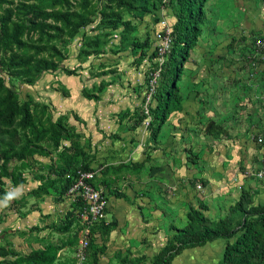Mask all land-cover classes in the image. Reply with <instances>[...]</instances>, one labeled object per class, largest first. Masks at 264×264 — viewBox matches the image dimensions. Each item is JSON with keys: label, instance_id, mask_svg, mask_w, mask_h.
Here are the masks:
<instances>
[{"label": "crops", "instance_id": "1", "mask_svg": "<svg viewBox=\"0 0 264 264\" xmlns=\"http://www.w3.org/2000/svg\"><path fill=\"white\" fill-rule=\"evenodd\" d=\"M254 3V0H205L204 22L189 51V60L200 56L201 62L198 63L201 64L207 53L222 43L216 36L230 35L231 40H239V37L250 33L252 13H259V29H263L264 0L260 2L261 8L258 11L253 8L255 11L252 12ZM200 64H197V69ZM106 69L108 66L90 75L89 80L85 78V88L90 89L88 94L85 93L86 97L79 91L72 94L61 91L60 95L56 93L57 106L51 102L58 114L69 112L77 118L67 117L68 126L73 127L71 131L77 134L70 142L63 141V146H68L64 152L75 160L72 155L79 151L80 162L85 156L83 163L96 172L93 185L107 195L108 207L104 217L90 229L89 238L99 248L96 264L152 257L171 233L169 225L183 227L189 207L196 208L199 203L206 206L204 214L211 220L227 215L241 190L251 192L252 204H264V171L260 178L250 175L259 169V161L264 157L263 148H253L245 136L234 144L238 146L236 153L231 154L226 165L220 156L215 159L210 155H198V164L213 162L205 178L199 179L200 171L189 167L182 142L176 136L181 127L177 122H182L178 120H182L185 113L178 107L169 112L155 139L151 140L149 130L133 117L139 114L144 79L143 83L137 84L140 85L136 87L139 92L137 99L129 97L128 101L125 100L127 97L120 96L121 92L118 93L117 87L121 84H111ZM190 81V85L195 84L194 77ZM259 128L263 130L264 126ZM61 153L64 154L63 151ZM55 159L43 163L25 160L30 170L22 173L25 182L15 185L17 189L13 191L15 186L10 185V190L5 187V195L0 199V251H3L0 264H7L16 256L48 243L63 244L57 251V260H63L60 258L63 249L71 245L61 237L74 227L73 222L65 232H56L52 228L61 224L73 206L64 194L57 196L59 184L70 172L68 175L60 174L59 168L65 159L58 154ZM237 163L238 167L235 166ZM198 180L202 183H198L199 189L195 187ZM36 188L42 191L34 195L31 190ZM10 194L12 198L8 199ZM34 226L37 229L30 230Z\"/></svg>", "mask_w": 264, "mask_h": 264}, {"label": "rangeland", "instance_id": "2", "mask_svg": "<svg viewBox=\"0 0 264 264\" xmlns=\"http://www.w3.org/2000/svg\"><path fill=\"white\" fill-rule=\"evenodd\" d=\"M155 1L148 0L147 12L139 16L128 5H138L136 0H64L60 3H52L51 0H0V16L9 14L8 28L13 23L24 24L19 36L23 45L0 40V95L5 94V89L11 90L10 101L18 105L25 102L32 117L31 126L25 129L16 122L13 124L17 133L15 148L25 141H34L41 128L57 118L68 132H72L73 138L77 133L71 131L73 127L68 126L67 117L77 118L67 111L66 114H58L56 95L76 91L88 94L90 89L85 88V78L89 80L90 75L98 73L103 67L108 66L106 71L112 85L114 82L121 84L117 87L121 97H127L125 100L129 97L137 99L139 92L136 87L140 86L137 84L143 83L145 74L156 61L151 52L156 43L154 32L158 27V11L150 9ZM254 2L252 12L261 8V0ZM252 14L250 33L239 37V40H231L230 35L216 36L217 41L221 39L222 43L208 52L201 64L198 63L201 62L200 56H195L192 61L188 58L176 83L179 100L172 110L178 107L185 113L182 120H178L182 122H177L181 127L176 136L182 142L189 167L200 171L201 177L198 178L201 180L213 162L208 159L209 164H198V155H210L215 159L220 156L226 165L231 154L236 153L238 146L234 144L245 136L253 148L264 150V129L259 128L264 126V46L257 48L254 45L256 38L264 36V28L259 29V13ZM235 24L239 29L238 23ZM197 64H200L198 69ZM191 77L195 78V84H189ZM142 92L143 96L145 88ZM138 108L142 110V102ZM133 117L135 120L139 118L138 114ZM206 126L209 127L202 128ZM142 127L145 128L143 124ZM3 128L0 125V149L6 147L9 139ZM257 137L262 141L257 142ZM35 142L49 149L50 153H35L27 160L43 163L56 158L57 151H53L48 138ZM60 142L64 143L63 140ZM79 144L83 148L81 142ZM80 155L79 151L72 155L75 156L72 165L87 168L83 163L85 156L80 162ZM68 164L71 165L70 162ZM18 166L19 160L16 159L8 163V168L17 169ZM235 166L238 167V163ZM23 168L22 173H29V168ZM69 169L64 174L68 175ZM4 182L6 190H10L8 181ZM16 189V186L12 187V191ZM236 218L237 214H234L233 219ZM77 226L74 225L69 233L61 237L64 242L71 241V245L64 248L60 255L62 259L71 258ZM170 236L171 233L165 237L164 244ZM224 242V239L218 238L200 247L183 249L170 264H216ZM98 249L90 239L86 264H96L94 258ZM152 259L153 256L132 261L124 258L115 264H152Z\"/></svg>", "mask_w": 264, "mask_h": 264}, {"label": "trees", "instance_id": "3", "mask_svg": "<svg viewBox=\"0 0 264 264\" xmlns=\"http://www.w3.org/2000/svg\"><path fill=\"white\" fill-rule=\"evenodd\" d=\"M62 1L64 0H51L52 3ZM136 1L138 5H128L134 9L136 14L141 16L147 12L148 0ZM155 2L156 4L152 3L149 7L158 11V17L160 14L159 8L163 7L164 17L169 19L167 21L170 26L171 42L159 66L154 82V91L151 94V102L148 106L149 122L146 128L149 130L151 140L155 139L166 115L179 100L176 83L180 79L183 64L188 59L189 51L200 32V26L204 22L203 4L205 0H156ZM8 19V13L5 16H0V35L2 37L0 40L4 43L12 42L17 46L23 45L19 36L24 24L13 23L9 29L7 26ZM151 57L157 58L156 43L152 48ZM157 66V61H155V65L151 70ZM149 78L147 72L144 76L145 90H147ZM12 94L11 90L5 89V94L0 95V125L4 127L3 131L9 138L6 147L0 149V199L5 195V180L12 186L25 182L22 169L27 167L25 160L28 156L35 153L39 155L50 153L49 149L47 150L35 142L45 137L49 139L53 151L60 149L61 151L58 150L57 154L65 159L63 166L59 168L60 174L68 172L70 168V175L61 183L59 181L60 184L57 190L59 198L71 182L72 170L80 167L72 165L75 161L69 159L67 152H64L67 151L68 146H65V149L60 142L62 140L70 142L72 132H68L61 124L60 119L57 118L47 127L41 128L39 134L34 136V141H25L19 148H15L14 142L17 133L13 124L16 122L22 129H25L31 126L32 117L25 102L18 105L15 101H10ZM83 95L87 96L85 93ZM138 117L137 120L142 122L145 117L142 110H140ZM62 151L64 154L61 153ZM13 159L19 160L17 169L8 168V163ZM39 191L42 190L36 188L31 190V193L36 195ZM205 210L206 206L202 203H199L196 208L191 206L186 213L187 222L183 227L177 228L172 224L169 225L171 236L153 255L152 264H170L171 260L183 249L200 247L218 238L224 239L225 242L220 259L216 264H264V204H252L249 190H241L234 206L222 218L211 220L204 214ZM234 214H237L236 219H233ZM72 222L77 225V221L70 211L64 216L61 224L52 226V228L56 232H65ZM35 229H37V226L30 228V230ZM74 235L75 242L76 233ZM65 243L69 244L71 241H65ZM62 245L48 243L42 248L16 256L7 264H71V259L57 260V251ZM0 254H3L2 250Z\"/></svg>", "mask_w": 264, "mask_h": 264}, {"label": "built area", "instance_id": "4", "mask_svg": "<svg viewBox=\"0 0 264 264\" xmlns=\"http://www.w3.org/2000/svg\"><path fill=\"white\" fill-rule=\"evenodd\" d=\"M163 7L159 8L158 27L154 32V40L156 41V54L158 66L153 70H148L150 78L147 81V90H145L142 99V112L144 119L143 126L146 128L149 122L148 106L151 100V94L154 91V82L158 74L159 66L163 57L170 46V26L167 19L163 15ZM254 45L257 48L264 46V36L256 38ZM257 142H261L260 137L256 138ZM264 171V157L260 162L259 169L250 173V175L260 178ZM248 174V173H247ZM96 175L95 169H83L76 167L72 170L71 182L68 184L64 195L73 203L71 213L77 221L76 240L72 250L71 264H85L87 261V247L89 244V236L91 227L101 219H103L105 210L108 207V199L106 193L95 187L92 183ZM197 189L201 186L197 183ZM58 255V254H57Z\"/></svg>", "mask_w": 264, "mask_h": 264}, {"label": "clouds", "instance_id": "5", "mask_svg": "<svg viewBox=\"0 0 264 264\" xmlns=\"http://www.w3.org/2000/svg\"><path fill=\"white\" fill-rule=\"evenodd\" d=\"M12 198V194L9 195L8 199H11Z\"/></svg>", "mask_w": 264, "mask_h": 264}]
</instances>
